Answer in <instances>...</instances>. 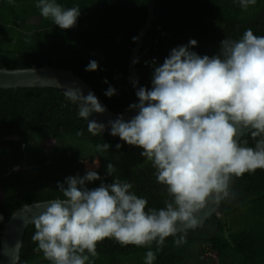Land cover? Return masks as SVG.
Segmentation results:
<instances>
[{"label":"trees","instance_id":"trees-1","mask_svg":"<svg viewBox=\"0 0 264 264\" xmlns=\"http://www.w3.org/2000/svg\"><path fill=\"white\" fill-rule=\"evenodd\" d=\"M154 19L145 33L135 68L142 87L151 89L153 61L159 66L170 51L196 40L191 51L215 55L224 38L239 40L248 29L264 36V0L242 10L239 0H153ZM38 0H0V69L26 70L44 65L69 70L81 78L113 112L120 113L138 99L129 78L128 64L136 37L147 19L148 0H56L64 8L79 7L75 27L61 30L40 15ZM94 72L85 71L90 61ZM107 81V83H105ZM109 87L115 95L108 97ZM83 133L77 136V132ZM15 139H13V138ZM242 146L254 147L250 134ZM246 142V143H245ZM108 143V151L96 145ZM122 147L117 150L115 145ZM141 149L108 134L93 136L79 116L75 103L53 88L0 89V243L4 223L18 209L61 197L57 183L83 176L85 164L95 160V170L105 184L119 179L131 191L160 209L170 199L157 182L150 161ZM112 163L116 171L106 175ZM101 180L87 184L99 187ZM233 195L223 200L218 214L201 228L188 230L186 243L175 246L168 237L157 251L122 246L105 239L97 245L93 264H144L146 252L156 253L153 264H264V170L233 177ZM29 225L22 239L18 264H49L31 239Z\"/></svg>","mask_w":264,"mask_h":264},{"label":"clouds","instance_id":"clouds-1","mask_svg":"<svg viewBox=\"0 0 264 264\" xmlns=\"http://www.w3.org/2000/svg\"><path fill=\"white\" fill-rule=\"evenodd\" d=\"M256 2L239 0L245 11ZM36 7L61 30L75 27L80 15L78 6L64 8L56 0H38ZM196 46V40H189L173 48L161 65L153 61L151 89L140 87L138 103L129 105L136 114L108 122L110 135L142 150L141 157L152 163L170 199L160 209L146 210L147 200L131 191V183L101 180L94 170L98 161L83 176L66 177L57 183L61 197L37 204L43 211L32 221L34 251L49 264H93L90 258L98 256L97 245L105 239L149 249L155 242L158 251L166 238L184 232L174 240L180 246L210 201L218 205L233 195V177L264 170V36L248 29L239 40L224 38L211 57L191 51ZM97 69L93 60L85 71ZM65 95L77 104L81 119L105 110L92 93L73 90ZM105 95H115V89L109 87ZM87 128L96 136L105 125L89 120ZM242 134H250L255 146H242ZM109 147L96 145L98 152ZM115 171L108 163L106 175ZM97 180L99 187H87ZM155 260L156 253L147 251L144 264Z\"/></svg>","mask_w":264,"mask_h":264},{"label":"water","instance_id":"water-1","mask_svg":"<svg viewBox=\"0 0 264 264\" xmlns=\"http://www.w3.org/2000/svg\"><path fill=\"white\" fill-rule=\"evenodd\" d=\"M153 19L154 1L148 0L147 19L144 27L136 37V44L128 64L129 78L135 92L142 87L138 80L137 70L135 68L136 61L139 58L138 52L145 33L151 28ZM30 69L33 70L0 69V89L53 88L61 91L64 95L67 91L79 90L84 96L92 93L105 110L100 114L95 112L91 113L88 120H85V122L88 123L89 120H95L97 123L104 124L105 130L102 134L110 135V128L108 127L109 121L115 120L118 116H123L127 121L136 114L135 110H129V107L123 109L120 113H113L90 88V86H88L81 78L75 76L72 71L55 69L47 65H44L41 68L31 67ZM136 103H138V100L133 104ZM244 135L246 134H242L239 139L241 140ZM46 202L32 203L23 206L21 209L16 210L4 223V228L1 231L0 264H18L25 230L29 225H32V221L43 211V207H37L36 205ZM221 202L217 205L210 201L208 205L197 214L199 224L196 228H201L206 220L213 215L218 214Z\"/></svg>","mask_w":264,"mask_h":264},{"label":"rangeland","instance_id":"rangeland-1","mask_svg":"<svg viewBox=\"0 0 264 264\" xmlns=\"http://www.w3.org/2000/svg\"><path fill=\"white\" fill-rule=\"evenodd\" d=\"M96 163H97V160H95L94 162H92V163H86L85 164V169H86V171L89 169V168H94V167H96ZM100 165V164H99ZM98 168V167H97ZM97 168H95L94 170H96Z\"/></svg>","mask_w":264,"mask_h":264}]
</instances>
